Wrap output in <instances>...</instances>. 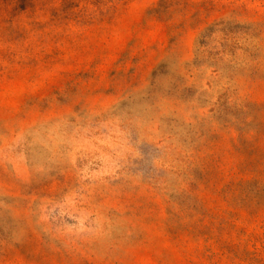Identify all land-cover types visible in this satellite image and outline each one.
<instances>
[{"label": "rangeland", "instance_id": "1", "mask_svg": "<svg viewBox=\"0 0 264 264\" xmlns=\"http://www.w3.org/2000/svg\"><path fill=\"white\" fill-rule=\"evenodd\" d=\"M0 264H264V0H0Z\"/></svg>", "mask_w": 264, "mask_h": 264}]
</instances>
